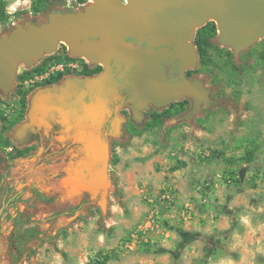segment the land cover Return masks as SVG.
<instances>
[{"label":"rangeland","instance_id":"rangeland-1","mask_svg":"<svg viewBox=\"0 0 264 264\" xmlns=\"http://www.w3.org/2000/svg\"><path fill=\"white\" fill-rule=\"evenodd\" d=\"M5 1L8 13L21 14L14 20V28L40 24L47 20L48 15L40 14L37 17H32L29 14L31 0ZM92 3L93 0H62L61 5L71 13H81ZM211 24L216 27V32L211 34V37L215 38V45L226 47L219 43V33L213 21L197 28L195 33L199 35L208 32L204 29L209 28ZM2 34L3 28L0 26V36ZM253 46L254 44L247 49ZM233 52L236 55L240 53ZM84 62L89 63L90 61L82 59L80 56H73L68 45L60 43L52 52H45L37 60L32 59L29 66L20 62L10 90L4 91L0 87V184L8 176L9 162L10 165H14L16 159L26 158L31 151H34L32 155H40L42 152V150L37 152L39 145L19 149V145L16 144L15 136H17L18 128L27 113L28 96L33 93L34 89L48 85V81H52L54 77L59 76V81L68 76L82 77L78 76V72L82 68L89 70L90 67L95 66L84 65ZM54 65H64L65 72L56 74L49 80L34 84L29 82ZM67 65H78V68L70 69L67 68ZM201 66L207 73L210 72L214 76V83L215 81L219 83L221 89L219 93L222 97L231 96L234 93L235 101L230 103V100L224 99V107L207 114L202 110L194 115L188 113L182 116H173L172 114L163 116L164 122L160 128L146 131L142 136L130 140L128 134H124V125L132 123L133 120H138L143 124L150 117L138 110H134V117L133 109L130 110L126 106V109L121 111L123 127L117 128L114 135L108 136V140L111 142L110 159L112 161L114 156H118L120 162L117 164L110 162L106 167L105 191L102 188L97 189L89 182L88 204L83 206L80 211L72 214L67 204L71 197L76 202L80 201L81 192L75 190L80 189L81 182H76V187L73 185L74 191L67 201L65 200L67 196L62 198L57 193L47 194L36 190L35 201L41 205L39 209L41 212L33 215L34 219L32 216L26 217L21 211L17 212L19 206L27 201L26 199L4 198L0 191V264H88L90 259L99 253L108 254L110 260L122 264V260L125 259L121 255L123 252L126 253V256L136 254L137 250L124 251L121 249V245L151 210V207L143 199L141 190L145 188L150 195L157 198L160 189L153 192L149 190L148 185L139 182L133 195L126 196L123 193L122 179L118 170L123 168L121 165L123 159H128L124 160L126 163L133 161L132 158H129L132 151L138 154L135 156V160L142 162L148 158L147 156L141 158L140 154L143 153L144 148H148L160 154V158L169 165L175 163L177 159L184 161L183 158L188 164L200 166L207 164L211 167L214 165L222 167L223 165L226 167L222 174L223 177L238 179L241 182L245 179L247 172L261 168L260 163L264 158V73H260V68L257 66H250L246 71V81H242L241 74L234 71V66L237 65H233V68L230 65ZM38 67H40L39 70H34ZM101 70L102 68L99 69V72ZM24 72L28 74L23 76ZM234 88L237 89V92L231 91ZM22 93L25 94V112L22 119L11 125V122L18 117ZM138 127L141 128V126ZM248 148H254L257 151L253 161L249 165L239 161L233 164L235 169H227V159L239 157ZM228 171H233L236 175H229ZM52 173L55 172L52 171ZM0 189L2 188L0 187ZM173 193L175 194V189ZM203 199H190L195 204L197 212L203 205ZM60 201H63V205L59 203ZM176 210L175 208L161 210V223L164 228H169L165 225L166 223L171 226H178L182 223L179 216H173V212ZM10 211L13 214L16 212L17 215L12 217L13 221L9 229L11 218L5 217L4 213ZM150 244L151 242L140 247L146 248ZM114 253L117 254L115 257ZM260 261L264 262V258H260Z\"/></svg>","mask_w":264,"mask_h":264},{"label":"crops","instance_id":"crops-1","mask_svg":"<svg viewBox=\"0 0 264 264\" xmlns=\"http://www.w3.org/2000/svg\"><path fill=\"white\" fill-rule=\"evenodd\" d=\"M115 67L108 65L105 75L101 77L103 73L79 78L68 76L59 82L36 88L28 96L27 113L17 131V140L21 143H16L19 149L33 147L38 139L49 137V122L65 127L68 125L62 138L68 143L72 142V145L79 142L85 148L77 150L72 146L71 150L67 149L59 167H52L48 162L53 149L51 146L44 148L43 145L37 150L38 153L42 150L40 155H32L34 151H31L26 158L16 159L14 165L9 162L8 176L1 181L0 191L4 198L27 200L17 212L21 211L26 217L32 216V219L33 215L41 212V205L35 201L36 190L47 194L60 193L62 198L67 196L65 200H69L70 185L76 182L70 178L76 168L70 170V166L85 167L89 174L90 166L105 163V159L94 156V150H101L102 153L108 151L106 167L110 164L111 147L107 136L115 134L121 120L114 115L108 122L107 132H111L105 135L96 134L92 125L98 116L102 121L118 110V94L116 101L108 99V93L113 92L110 88L116 90L119 84L112 72ZM152 152L153 149H143L140 157L147 156L145 162L135 160L138 154L133 151L129 156L133 161L126 163L124 160L128 159H123V168L118 170L123 193L133 195L139 182L148 185L153 192H157L163 183H170L176 194L174 208L177 210L173 216H179L181 208L190 199L204 198L203 205L191 221H182L178 226L166 223L168 232L155 235L148 247L137 246L132 250H137V253L132 256H126L123 252L121 255L125 259L122 264H264L260 261V258H264V158L260 163L261 168L247 172L245 179L235 184L223 177L226 168L223 165L188 164L183 158L186 166L170 172L169 168L174 162L169 165L160 158V154ZM233 164H227V169H235ZM54 170L64 173V177L52 180L57 175L52 173ZM85 190L90 192L89 187H85ZM16 215L12 211L4 213L5 217L11 218L9 229L12 217ZM116 255L113 254L114 257ZM109 264L117 263L110 260Z\"/></svg>","mask_w":264,"mask_h":264},{"label":"water","instance_id":"water-1","mask_svg":"<svg viewBox=\"0 0 264 264\" xmlns=\"http://www.w3.org/2000/svg\"><path fill=\"white\" fill-rule=\"evenodd\" d=\"M209 21L217 26L220 44L236 53L244 51L264 37V0H93L81 13H50L43 23L14 28L0 36V87L10 90L20 62L29 66L32 59L52 52L60 43L68 45L73 56L91 62L105 58L119 62L130 54L138 59L144 56L141 50L125 43L126 38H133L138 44L146 42L148 47L176 46L180 60L191 61L187 42ZM115 66L118 71L124 67L119 77L125 76L126 86L132 83L141 87L134 117V110L140 111L149 102L160 107L187 96L196 100L197 109L204 100L205 92L198 83L177 80L167 85L160 65H136L131 76L128 72L133 65ZM194 66L179 65L178 69L182 72ZM110 89L113 92L108 93L109 101H119L121 86ZM15 139L20 143L17 136ZM94 154L105 163L92 166L94 177L90 183L105 191L108 151L94 150Z\"/></svg>","mask_w":264,"mask_h":264},{"label":"flooded vegetation","instance_id":"flooded-vegetation-1","mask_svg":"<svg viewBox=\"0 0 264 264\" xmlns=\"http://www.w3.org/2000/svg\"><path fill=\"white\" fill-rule=\"evenodd\" d=\"M215 38L211 37L210 33H201V35H198L197 33H194V36L192 40L188 41L187 43L191 47V61H182L179 58V52L176 48V46H160V47H148L147 43L144 42L142 44H138V40L133 38H126L125 43L127 45H132L133 47L138 48L141 50L144 54V56L140 59L137 58V56L128 55L124 58V61L117 62L115 58H107L99 61V62H84V65H95L94 67H90L89 70H95V69H101L99 72H96L93 75H98L100 73H104L106 67L103 65H109V67L113 68V65H133L130 71L128 72V75L131 76L134 73V70L136 69V65H160V68L165 75L167 85L172 84L173 82L177 80H186L190 84L198 83L203 91L205 92V97L202 102L199 103L197 109L195 108L196 100L193 98L187 97V96H180L177 99H173L169 102H167L165 105L156 107L153 105L152 102H149L147 106L143 109H140V112L144 114L145 116H153L155 113H161L164 116H168L172 114L173 116H182L190 113L189 115H194L196 112H200L202 110L205 111V114L218 110L222 107L223 101L230 100V103H233L235 101L234 93L225 97H222L220 92L219 83L215 81L213 82L214 76L209 73H207L206 70L202 69L201 65H230L231 68L234 66L235 73H240L242 81H246V71L247 68L250 66H257L260 68V73H264V37L259 39L252 48L244 50L240 52L239 54H234L232 49L228 47H218L214 43ZM82 59H86L85 57H82ZM179 65H196L193 68L184 69L182 72L179 71L178 67ZM98 66V67H97ZM88 70V71H89ZM243 70V71H242ZM87 69L82 68L81 71H79L78 76L82 77H88L89 75H83ZM124 71V67H122L121 70H117V67L112 70V72L115 74L114 77L116 81H118L119 85L121 86V89L119 90V94H121V98L118 101V110L115 114H111L110 116H106L102 121L101 117L98 116V119L96 122L92 125L93 129L95 130L96 134H102L105 135L108 128V122L113 119L114 115H117L120 120L122 126V120L123 116L121 115V111L126 109V106L132 110L133 108L137 107V95L139 94L141 87L136 84L130 83L129 85L124 84V80L126 79L124 77H119V75ZM82 73V74H80ZM92 76V75H91ZM79 78V77H78ZM219 80V78L217 77ZM50 85V84H48ZM231 91L237 92V89H231ZM115 107V106H113ZM83 118V117H82ZM84 120V119H82ZM90 122V121H89ZM49 137H46L45 139H38L37 145L42 146L44 148L50 147L53 149L50 155V162L52 167H59L62 160L61 157L64 152H67L68 150L72 149V146L79 149L85 148L82 144H79V142H74L72 145V142L68 143L65 141L62 136L64 133V130L68 128V125L60 126V125H54L53 123L49 122ZM197 125V124H196ZM199 127V125H197ZM91 127V128H92ZM123 127V126H122ZM72 128V127H71ZM73 129H71V132ZM111 132V130H108L107 133ZM108 137V136H107ZM108 143L110 145L111 142ZM74 174L70 177L72 180H75L76 182H81L80 189H76L75 191L79 190L81 193V199L80 201L72 200V198L68 201V208L69 211L73 210V207L77 206L78 211L83 209V206H86L88 204V196L89 193L85 190V187H87L89 180L92 179L94 168L90 166V173H88V169L82 166L73 165L70 166V170L75 169ZM56 170V169H55ZM53 171L57 175L52 178V180H56L57 178H61L64 176V173ZM85 176V178H84ZM56 178V179H55ZM84 179L86 181H84ZM84 181V182H83ZM76 182L73 181L70 185V194H72V187L73 185L76 187ZM83 191V192H82ZM75 192V193H76ZM67 193V192H66ZM59 197L61 196L60 193H57ZM58 197V198H59ZM57 198V199H58ZM60 200V199H59ZM59 203L62 204L60 201ZM92 203V202H91ZM63 205V204H62ZM60 207V206H58ZM76 212V211H75Z\"/></svg>","mask_w":264,"mask_h":264},{"label":"trees","instance_id":"trees-1","mask_svg":"<svg viewBox=\"0 0 264 264\" xmlns=\"http://www.w3.org/2000/svg\"><path fill=\"white\" fill-rule=\"evenodd\" d=\"M61 2H62V0H31L29 14L32 17H37L40 14L48 15V14L54 13V12L71 13L70 10H66L65 8L62 7ZM19 15H21V14L20 13H14V14L8 13L6 1L0 0V26H2V28H3V34L2 35H6L7 33H10L14 29L13 22H14V20H16L19 17ZM204 30L208 31V33H210V35H211V34L216 32V27L214 24H211V26L209 28H205ZM199 35H201V33ZM39 69H40V67L35 68L34 70H39ZM98 71H99V69L89 70V71L87 70L83 74L93 75ZM27 74H28L27 72H24L23 76L27 75ZM59 79H60L59 76L54 77L52 79V81H48L47 84L55 83V82L59 81ZM22 95L23 96L21 97V100H20L21 108H20V111L18 112V117L13 122H11V125H14L16 122H18L20 119H22V115L25 112V108H26L25 96H24L25 94L22 93ZM163 116L164 115L161 113L160 114L155 113L153 116H150L148 121H144L143 124H141V122L135 121V120H133L132 123H126L123 127L124 134L125 133L128 134V138L130 140L134 137L142 136L143 133L146 131H150V130H153L155 128H160L164 122ZM138 126H141V128H139ZM255 152H256V150L254 148L245 149L244 153L242 155H240L239 157L228 158L227 164H233V163H236L239 161H242L245 163H251L254 159ZM111 162H112V164H117L119 162V157L114 156ZM185 166H186V162L177 159L175 161V163L172 165V167L169 168V171L174 172V171L179 170ZM228 173H229V175H232V176L236 175V173L233 171H230V172L228 171ZM228 179L232 180L233 183H235V184H239L241 182L238 179H234V178H228ZM228 179L226 178L225 180H228ZM75 211H78L77 206L73 207L72 214ZM109 261H110V255L99 253V254L95 255V257L91 258L88 264H109Z\"/></svg>","mask_w":264,"mask_h":264},{"label":"built area","instance_id":"built-area-1","mask_svg":"<svg viewBox=\"0 0 264 264\" xmlns=\"http://www.w3.org/2000/svg\"><path fill=\"white\" fill-rule=\"evenodd\" d=\"M66 67L64 65H54L50 69H47L43 73L35 76L29 80L30 83H38L41 81L49 80L52 76L64 73ZM67 68L77 69L78 65H67ZM173 186L170 183H164L159 191V196L156 198L154 195H150L145 188H142L141 194L143 199L151 207V210L145 215L141 223L137 226L130 237L123 242L121 249L124 251H132L137 246L149 244L152 238L158 234H164L168 232L167 228L162 226L161 210H172L176 204L175 194L173 193ZM197 210L195 204L188 201L182 208L179 217L183 222L191 221L196 215ZM213 217L210 220L213 221Z\"/></svg>","mask_w":264,"mask_h":264}]
</instances>
